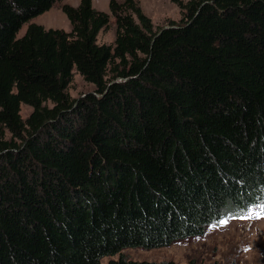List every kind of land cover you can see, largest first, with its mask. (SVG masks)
Returning <instances> with one entry per match:
<instances>
[{
  "label": "trees",
  "instance_id": "16d2710c",
  "mask_svg": "<svg viewBox=\"0 0 264 264\" xmlns=\"http://www.w3.org/2000/svg\"><path fill=\"white\" fill-rule=\"evenodd\" d=\"M60 1L0 0V264H101L264 202V0H171L156 31L136 0L30 23Z\"/></svg>",
  "mask_w": 264,
  "mask_h": 264
},
{
  "label": "rangeland",
  "instance_id": "374dc122",
  "mask_svg": "<svg viewBox=\"0 0 264 264\" xmlns=\"http://www.w3.org/2000/svg\"><path fill=\"white\" fill-rule=\"evenodd\" d=\"M80 0H62L55 3L46 13L34 18L30 23L41 25L45 29L70 30L69 23L62 13L65 4L77 6ZM143 13L150 18L153 29L179 24L181 13L171 0H136ZM186 3L188 0H179ZM109 0H92V6L99 11L109 13ZM26 29L23 25L18 33L21 36ZM115 38V26L111 19L107 29L97 36L99 44L111 45ZM93 87L73 72L72 81L67 88L71 99L76 100L91 93ZM49 108L51 103H47ZM32 112L26 105H21L20 115L25 120ZM6 134V139H9ZM226 222V223H225ZM120 256L132 261L153 263L174 262L176 264H264V202L244 211H225L220 220L208 226L202 237L177 242L169 247L144 250L125 249L112 257L103 258L100 263L107 264Z\"/></svg>",
  "mask_w": 264,
  "mask_h": 264
},
{
  "label": "snow or ice",
  "instance_id": "6c2138e0",
  "mask_svg": "<svg viewBox=\"0 0 264 264\" xmlns=\"http://www.w3.org/2000/svg\"><path fill=\"white\" fill-rule=\"evenodd\" d=\"M226 223V222H225Z\"/></svg>",
  "mask_w": 264,
  "mask_h": 264
}]
</instances>
